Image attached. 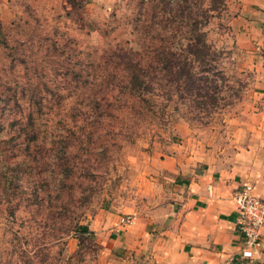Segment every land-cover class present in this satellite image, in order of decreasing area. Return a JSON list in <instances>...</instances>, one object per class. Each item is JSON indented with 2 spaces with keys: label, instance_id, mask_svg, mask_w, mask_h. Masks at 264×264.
<instances>
[{
  "label": "rangeland",
  "instance_id": "1",
  "mask_svg": "<svg viewBox=\"0 0 264 264\" xmlns=\"http://www.w3.org/2000/svg\"><path fill=\"white\" fill-rule=\"evenodd\" d=\"M246 1L0 0V264L141 260L112 247L106 216L146 215L159 162L181 145L231 164L228 119L264 77V46L241 47L248 27H233ZM156 27L215 46L186 68L204 97L175 81L168 95L127 92Z\"/></svg>",
  "mask_w": 264,
  "mask_h": 264
},
{
  "label": "crops",
  "instance_id": "2",
  "mask_svg": "<svg viewBox=\"0 0 264 264\" xmlns=\"http://www.w3.org/2000/svg\"><path fill=\"white\" fill-rule=\"evenodd\" d=\"M251 1L243 4L233 27L245 23L248 31L240 34V46H249L255 38V48L260 49L264 0ZM259 87L237 103L228 119L232 142L238 147L230 165L198 162L181 145L159 162L146 215L128 225L118 215L106 216L112 247L135 251L141 258L108 264H264V226L261 246L253 249L252 257H245L248 247L234 202V194L246 183L264 198V77Z\"/></svg>",
  "mask_w": 264,
  "mask_h": 264
},
{
  "label": "trees",
  "instance_id": "3",
  "mask_svg": "<svg viewBox=\"0 0 264 264\" xmlns=\"http://www.w3.org/2000/svg\"><path fill=\"white\" fill-rule=\"evenodd\" d=\"M154 29L156 35L151 36L146 50L136 58L138 61L135 63L130 62L127 65L130 73L129 77L132 81V87L127 89V92H134L138 95L151 92L157 96L168 95L169 84L175 81L176 90L181 96L186 93L189 94L192 90H197L199 92L198 96L204 97L200 92L202 90L201 85L196 83L195 79L188 78L191 70H186V68L189 65V61L192 59L199 61L202 67L208 64L206 59L210 57L211 54L215 53V46L209 42L208 38L205 36L190 39L186 44H182V42L175 43L161 36L162 29H157V27ZM177 50H180V53H177ZM176 53L178 55H176ZM149 56L153 59L148 60L147 58H149ZM173 57H176V59L174 60ZM139 60L147 61V63H149L148 65L151 67L147 66L148 68H145ZM176 66H178V70H176ZM204 69L206 70V68ZM105 71L107 72L106 75H108V81L110 82L113 70ZM184 76L190 80H184ZM150 83H156V88L151 86ZM117 91L119 92L120 89ZM209 98L210 100L208 102H203L204 105L208 104L211 107L217 105L218 99L214 98L213 95L209 96ZM118 106L119 105L109 104L106 106V109L111 111V109H115ZM95 108L99 109L100 106Z\"/></svg>",
  "mask_w": 264,
  "mask_h": 264
},
{
  "label": "built area",
  "instance_id": "4",
  "mask_svg": "<svg viewBox=\"0 0 264 264\" xmlns=\"http://www.w3.org/2000/svg\"><path fill=\"white\" fill-rule=\"evenodd\" d=\"M238 222L246 246L243 255L247 258L253 256V249L261 246V228L264 226V198L255 193L254 185L246 183L234 194ZM137 216L127 214L122 216L120 222L131 224Z\"/></svg>",
  "mask_w": 264,
  "mask_h": 264
}]
</instances>
